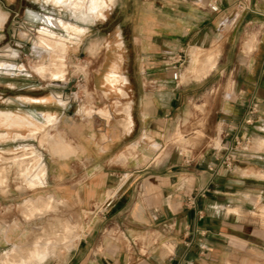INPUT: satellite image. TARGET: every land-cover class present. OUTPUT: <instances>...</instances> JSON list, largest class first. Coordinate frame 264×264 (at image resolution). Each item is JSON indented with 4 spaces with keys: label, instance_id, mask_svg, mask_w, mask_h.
<instances>
[{
    "label": "crops",
    "instance_id": "0c3cea01",
    "mask_svg": "<svg viewBox=\"0 0 264 264\" xmlns=\"http://www.w3.org/2000/svg\"><path fill=\"white\" fill-rule=\"evenodd\" d=\"M145 4L135 29V74L122 72L119 61L106 75L119 97L117 118L107 107L79 111L87 116L98 113L103 122H67L72 119L67 106L61 104L57 111L56 92L40 86L49 78L34 72L39 79L33 80L25 64L0 61L8 69L0 71L5 85L1 103L6 106L0 110L37 117L40 112H53L60 120L49 131L55 136L47 139L29 135L31 127L2 122L0 133L9 134L0 140L2 167L13 162L10 158L22 153L23 146L29 147V153L17 157L28 159L33 174L40 173L42 159L47 169L42 188L50 190L49 196L55 201L79 198L80 207L93 209L63 264H264V150L256 148L264 140L260 132L264 122H243L244 103L226 104L222 122H218L219 108L215 109L212 122H206L213 142L231 145L235 135L249 142L229 167H215L221 147L206 148L197 156L165 148L167 137L186 116V98L210 77L230 72L237 90L264 94V0H148ZM49 5L44 0H0V43L6 39L12 13L25 10L37 17L48 14L44 9ZM9 48L6 51L13 50ZM201 50H207L206 56H213L209 63H214L204 71L197 65V74L193 58ZM181 52L186 53V61L191 55L186 71L197 80H185L183 66L174 78ZM5 53L0 59L20 63L19 55ZM235 63L240 66L230 69L229 64ZM20 75H27L28 90L17 85ZM15 132L23 136L15 137ZM59 147H65V155ZM36 185L29 189L41 188Z\"/></svg>",
    "mask_w": 264,
    "mask_h": 264
},
{
    "label": "rangeland",
    "instance_id": "374dc122",
    "mask_svg": "<svg viewBox=\"0 0 264 264\" xmlns=\"http://www.w3.org/2000/svg\"><path fill=\"white\" fill-rule=\"evenodd\" d=\"M44 1L50 4L44 9V12H48L52 16H60L62 19L74 23L72 30L76 33V39L69 38L67 28L65 30L61 27L51 28L44 25L42 20H37V17H32L25 10H21L19 13H12L5 27L6 39L0 43V57L5 52H7L6 55L15 58L19 55L17 60L20 63L5 59H0V61L25 64V68L33 80L39 79L34 72H39L49 78L50 81H42L40 86L67 96L65 103H58V100L54 99V104L58 107L56 108L57 111H61L60 106H67L68 113L72 115V119L67 120V122H103L98 113L87 116L80 114L79 111L85 113L88 110L91 113L93 111L89 109L97 110L107 107L112 109L114 118H117V100L119 97L107 83L106 75L113 67H118L119 61L122 62V72L128 71L130 74H135L138 54L135 29L142 17L141 12L146 8L145 2L148 0H116L115 4L107 9L104 18L87 22L74 15L68 8L60 9L54 1ZM89 1L77 0L72 3V7L79 9L83 5H89ZM96 1L94 0L93 3L97 4ZM108 1L102 0L105 5ZM95 8L91 11L93 12ZM83 26H87L85 31ZM42 27L54 32L57 31L59 35L39 30ZM7 47L13 50L8 52L6 51ZM214 47L217 48V46ZM219 49H221L220 46ZM207 52V50H201L198 53L200 71L204 70L205 67L208 70L210 67L209 60L213 59L212 55L206 56ZM207 61L209 64H206ZM190 63L191 55L183 65V71L186 73L184 79L197 80L193 73L186 71ZM239 66V63L229 64L230 69H236ZM232 75L230 72L224 76L218 73L207 79V83L202 88L193 85L196 88L189 94L185 102L186 116L179 120V126L165 141L167 151L191 152L192 155L197 156L206 148L213 146L220 148L219 142L216 143L214 139L213 142L210 138L206 122H212L211 116L215 117L216 108L220 110L218 122L224 121L221 110L228 103L245 104L246 116L243 122H264V94H258L252 90L249 93L247 91L243 93L240 89L237 90V83ZM26 76L20 75L16 78L19 81L17 85L28 90L27 88L30 87ZM115 83L118 84V80ZM241 85L242 83H240ZM4 86L3 78L0 76V109L6 107L1 103ZM38 86L36 85L35 88H39ZM58 121L60 122L59 117L55 116L49 120V122H53L51 127L43 124L32 126L13 122L7 114L0 115V124L3 122L9 127H31H26L30 130L29 135L41 134L44 139L52 138L53 135H50L49 131L55 127V122ZM65 121L63 119L61 122ZM32 127L36 128L32 129ZM55 129L53 133H57V140L60 141L59 128ZM260 132L264 134L263 131L260 130ZM8 136V133H0V140ZM14 136L21 137L23 134L15 132ZM239 140V144L234 142L237 148L235 147L234 157L230 165H222L220 162V158L224 156L226 149L230 146L226 145L217 150L220 155L215 167H229L234 163L237 153L245 152L244 150L249 144L248 139L244 140L242 136H239ZM250 145L252 146L253 143L251 142ZM30 148H32L30 152H36L33 147ZM59 148L63 150L65 155V147ZM256 148L264 150V143L259 144L257 142ZM27 149L29 147L23 146L22 153L15 154L10 158L14 163L3 164L5 168L2 167L0 161V264H12L11 260L15 258H21L25 264H38L30 257L36 242L49 245L53 251V255L41 264H63L67 250L75 244L82 234L86 226L85 217L90 216L93 209L80 207L79 198L74 201L65 200V198L55 201L53 196H49L50 190L42 188L47 170L42 159L40 173L33 174L28 165V159L17 157L29 153ZM0 160H2L1 155ZM36 163L38 161H35L34 164ZM36 180L37 182H35ZM34 182L39 183L36 186L41 188L29 189L30 184ZM29 198L34 201L27 202ZM33 204L35 206L40 205V208L33 209ZM69 240L71 241L69 242Z\"/></svg>",
    "mask_w": 264,
    "mask_h": 264
},
{
    "label": "bare ground",
    "instance_id": "6f19581e",
    "mask_svg": "<svg viewBox=\"0 0 264 264\" xmlns=\"http://www.w3.org/2000/svg\"><path fill=\"white\" fill-rule=\"evenodd\" d=\"M47 1H54V2H56L59 5L60 9L63 8V7L70 9L71 12L74 15H76L77 17H80L83 21L87 22V21H95V20L104 18L106 16L107 9L109 7H111V5L115 4V1L116 0H109L108 3H107V5H105V3L102 2V0H97L96 1L97 4H94L95 2L93 3L94 0H90L89 1L90 2L89 5H83L79 9H75V8L72 7V3L76 2L77 0H47ZM94 5H95L96 8L94 7ZM94 8H95V10L92 12L91 10L94 9ZM37 17H38V19L42 20V22L45 25H48L51 28L61 27V29H64V30H65V28H67L68 29V33H69V38L76 39V33H75L74 30H72V26H74V23L73 22H71L69 20H64L60 16H51V15L40 14V13L37 14ZM82 28L85 31L87 29V26H83ZM39 30H41L43 32H51L53 35H59L57 33V31L54 32V31H52L50 29H47L46 27H42ZM60 35H63V34H60ZM64 37H65V35H64ZM95 44H96V42H95ZM94 49H92V50H94ZM194 52L196 53V51H194ZM199 62H200V59H199L198 53H196L194 55V58H193V67H192L193 68V72H196L197 65H200ZM213 63L210 64V67L212 66ZM13 66H12V68H13ZM205 68H204V70H206ZM189 69H191V67ZM1 70H5V71L8 70L6 68V65L5 64H0V71ZM121 78H122V81H124V82L127 81L124 78L123 75L121 76ZM53 94H54L55 98L58 100V103H60V102L65 103V101L67 100V96L65 94H58V93H53ZM24 99L29 100L31 102L34 101V98H32V97H24ZM44 101H47V99L45 98ZM3 114H7L8 117L10 116V119L13 122H20L22 124H28V125H32V126H39L41 124L44 125L45 122H49V120H51V118H55V116L58 117V114L57 113H53V112H40V117H37L36 115H34V114L30 113V112L18 113V112H14V111L1 110L0 111V115H3ZM258 143L263 144L264 143V140H259ZM31 181L33 182L34 179L31 180ZM35 182H37V180ZM49 254H53V251L51 250V248H50L49 245H42L41 243L36 242L34 244V246H33L32 251H31V254H30L31 256L30 255L29 256L32 259H34L37 263L40 264V262H42L44 259H46ZM11 262H12V264H25V261L22 260L21 258L12 259Z\"/></svg>",
    "mask_w": 264,
    "mask_h": 264
},
{
    "label": "built area",
    "instance_id": "2783aa9c",
    "mask_svg": "<svg viewBox=\"0 0 264 264\" xmlns=\"http://www.w3.org/2000/svg\"><path fill=\"white\" fill-rule=\"evenodd\" d=\"M212 9L213 10H218V7L217 6H212ZM186 53L185 52H181L179 58H178V70H176L174 72V78L177 79L178 76H179V71L181 69V67L185 64L186 62ZM234 142H236V144H239L240 143V140H239V136L236 135L234 137ZM235 147L237 148L236 145H234V143H232L227 149H226V152L224 154V156L222 158H220V162L221 164H226V165H230V163L232 162V159L234 157V153H235ZM213 169V168H212Z\"/></svg>",
    "mask_w": 264,
    "mask_h": 264
},
{
    "label": "flooded vegetation",
    "instance_id": "af4514ba",
    "mask_svg": "<svg viewBox=\"0 0 264 264\" xmlns=\"http://www.w3.org/2000/svg\"><path fill=\"white\" fill-rule=\"evenodd\" d=\"M47 15H49V14H47ZM52 16V15H51ZM45 25V24H44Z\"/></svg>",
    "mask_w": 264,
    "mask_h": 264
}]
</instances>
